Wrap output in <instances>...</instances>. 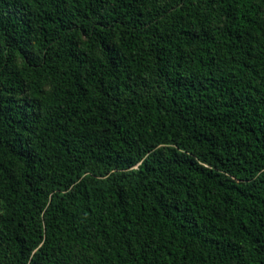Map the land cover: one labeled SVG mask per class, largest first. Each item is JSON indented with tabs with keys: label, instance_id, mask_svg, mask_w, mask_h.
<instances>
[{
	"label": "trees",
	"instance_id": "16d2710c",
	"mask_svg": "<svg viewBox=\"0 0 264 264\" xmlns=\"http://www.w3.org/2000/svg\"><path fill=\"white\" fill-rule=\"evenodd\" d=\"M0 264H264V0H0Z\"/></svg>",
	"mask_w": 264,
	"mask_h": 264
}]
</instances>
